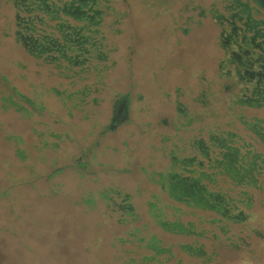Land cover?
I'll return each mask as SVG.
<instances>
[{"label":"rangeland","instance_id":"374dc122","mask_svg":"<svg viewBox=\"0 0 264 264\" xmlns=\"http://www.w3.org/2000/svg\"><path fill=\"white\" fill-rule=\"evenodd\" d=\"M235 1L254 8L249 0H110L105 59L66 71L16 40L23 13L0 0V264H264V173L258 188L225 177L207 186L231 203L242 190L252 198L235 211L250 218L222 223L226 233L210 223L214 213L173 201L165 186L180 161H203L200 143L217 156L213 136L247 161L264 155L252 129L264 132V104L239 103L243 84L222 37ZM253 16L264 20V11ZM174 207L204 235L162 230L155 216L174 220ZM152 236L159 254L147 248Z\"/></svg>","mask_w":264,"mask_h":264},{"label":"trees","instance_id":"16d2710c","mask_svg":"<svg viewBox=\"0 0 264 264\" xmlns=\"http://www.w3.org/2000/svg\"><path fill=\"white\" fill-rule=\"evenodd\" d=\"M17 15L16 40L33 56L44 57L45 61L70 71L73 67L83 68L88 58L103 61L101 52L103 37L101 28L106 15L112 12L110 0H12ZM254 5L235 1L231 5L228 33L222 32L228 62L234 68L236 78L243 84L245 95L239 103L247 106L264 104V20H257L253 14L264 11V0H249ZM52 23V24H49ZM46 28L56 32V36L46 33ZM254 134L264 147V132L253 128ZM211 145L218 150L212 156L209 147L200 143L199 153L203 161L187 158L180 161L178 172H171L165 179L169 197L189 208L212 212L210 220L222 233L227 229L222 223H244L250 218L241 212L239 206L250 207L252 198L246 191L237 194L236 202L227 199L219 192L208 189L215 185L218 177H225L238 187L258 188V177L264 173V155L252 154L245 160L241 149L229 146L217 136L211 137ZM176 163V162H175ZM174 163V164H175ZM195 166L197 170H191ZM185 172L188 175H185ZM205 183V184H204ZM122 206V205H121ZM124 206H122V210ZM174 220L156 217L158 226L174 235L202 237L192 222L183 223L177 217L183 212L180 208L171 209ZM131 215L132 210L127 209ZM220 224V225H219ZM147 248L155 254L164 251L154 236L147 242ZM180 250L195 258L206 256L204 248L189 244L179 246ZM169 255H172L169 249Z\"/></svg>","mask_w":264,"mask_h":264}]
</instances>
